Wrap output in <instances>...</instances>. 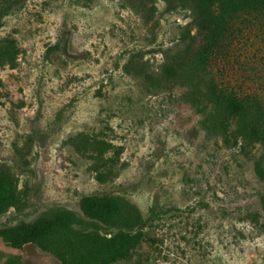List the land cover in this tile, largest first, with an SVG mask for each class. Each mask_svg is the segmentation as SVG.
I'll list each match as a JSON object with an SVG mask.
<instances>
[{
	"label": "rangeland",
	"instance_id": "374dc122",
	"mask_svg": "<svg viewBox=\"0 0 264 264\" xmlns=\"http://www.w3.org/2000/svg\"><path fill=\"white\" fill-rule=\"evenodd\" d=\"M193 38L190 14L161 0H0V175L19 197L0 214V264H61L12 243L65 211L85 230L129 233L86 220L79 201L96 195L144 223L116 264H264V150L171 81ZM215 69L264 97V13L239 20Z\"/></svg>",
	"mask_w": 264,
	"mask_h": 264
},
{
	"label": "trees",
	"instance_id": "16d2710c",
	"mask_svg": "<svg viewBox=\"0 0 264 264\" xmlns=\"http://www.w3.org/2000/svg\"><path fill=\"white\" fill-rule=\"evenodd\" d=\"M168 10L187 12L197 30L200 42L187 41L174 61L171 81H182L186 98L206 111V102L233 117L242 128L241 134L258 142L264 150V97L229 88L219 81L217 61L228 56L234 43L236 25L242 17L264 13V0H161ZM147 0H139L144 7ZM188 40V39H187ZM96 147L109 151L105 142ZM103 155L102 152H97ZM257 175L264 181V163L255 162ZM98 175V181L104 182ZM80 212L94 222L110 227H123L129 233L103 234L98 227L83 228V221L66 212L34 228L14 232L13 247L35 243L42 251L55 256L61 264H116L129 259L143 241L144 223L136 213L123 214L114 199L84 196ZM19 205L17 189L0 175V214ZM132 232V233H130Z\"/></svg>",
	"mask_w": 264,
	"mask_h": 264
}]
</instances>
